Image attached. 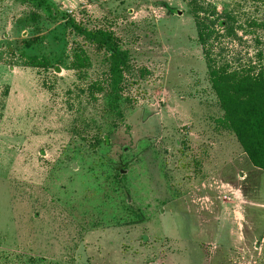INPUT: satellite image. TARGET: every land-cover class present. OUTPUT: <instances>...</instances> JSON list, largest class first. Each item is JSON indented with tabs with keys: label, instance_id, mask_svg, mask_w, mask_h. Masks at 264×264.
<instances>
[{
	"label": "rangeland",
	"instance_id": "rangeland-1",
	"mask_svg": "<svg viewBox=\"0 0 264 264\" xmlns=\"http://www.w3.org/2000/svg\"><path fill=\"white\" fill-rule=\"evenodd\" d=\"M44 1L0 0V264H264L260 237L223 250L193 223L211 206L201 182L218 168L232 182L242 149L189 0ZM199 1L241 18L258 7ZM70 20L127 56L117 102L108 54ZM244 39L227 56L254 57Z\"/></svg>",
	"mask_w": 264,
	"mask_h": 264
},
{
	"label": "trees",
	"instance_id": "trees-1",
	"mask_svg": "<svg viewBox=\"0 0 264 264\" xmlns=\"http://www.w3.org/2000/svg\"><path fill=\"white\" fill-rule=\"evenodd\" d=\"M31 1L37 8L46 6L44 0ZM252 1L258 7L252 16L244 18L235 9L218 10L215 5L199 0H189V8L208 77L226 122L252 166L264 171V66L261 64L264 0ZM69 23L78 35L104 48L108 54L111 86L117 102L121 68L127 56L109 33L83 31L73 21ZM247 36L254 47V57L247 56L242 61L236 56H227V45L246 44Z\"/></svg>",
	"mask_w": 264,
	"mask_h": 264
},
{
	"label": "crops",
	"instance_id": "crops-1",
	"mask_svg": "<svg viewBox=\"0 0 264 264\" xmlns=\"http://www.w3.org/2000/svg\"><path fill=\"white\" fill-rule=\"evenodd\" d=\"M235 155L229 163L233 166L232 182L224 180L223 172L218 174V168L206 175L200 184V197L211 201L209 210L192 212L195 216L193 223H197L196 228L200 232L199 238H207V242H201V245L209 243L207 245L223 250H239L256 244L259 237L264 245L259 233L264 231L261 224L264 222V171L253 167L243 151ZM249 184L252 186L248 187ZM211 207H216L214 221L208 219V213L213 211ZM206 230L212 232L204 233Z\"/></svg>",
	"mask_w": 264,
	"mask_h": 264
},
{
	"label": "built area",
	"instance_id": "built-area-1",
	"mask_svg": "<svg viewBox=\"0 0 264 264\" xmlns=\"http://www.w3.org/2000/svg\"><path fill=\"white\" fill-rule=\"evenodd\" d=\"M102 1H104V0H102Z\"/></svg>",
	"mask_w": 264,
	"mask_h": 264
}]
</instances>
